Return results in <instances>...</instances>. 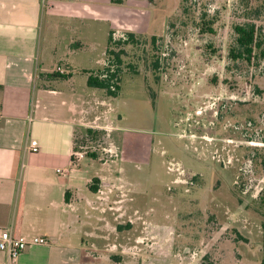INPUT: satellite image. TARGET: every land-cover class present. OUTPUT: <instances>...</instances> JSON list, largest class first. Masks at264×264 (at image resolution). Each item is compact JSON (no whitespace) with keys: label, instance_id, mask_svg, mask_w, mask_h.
Masks as SVG:
<instances>
[{"label":"rangeland","instance_id":"rangeland-1","mask_svg":"<svg viewBox=\"0 0 264 264\" xmlns=\"http://www.w3.org/2000/svg\"><path fill=\"white\" fill-rule=\"evenodd\" d=\"M149 11L114 28V40L139 41L111 47L125 52L117 97L89 88L84 72L110 61L107 25L63 21L73 48L61 53L79 55L74 69L63 57L50 69L77 74L67 85L80 113L76 163L101 177L92 219L114 225L99 229L109 238L99 253L111 264H201L207 254L264 264V58L230 56L237 25L264 34V1L155 0Z\"/></svg>","mask_w":264,"mask_h":264},{"label":"crops","instance_id":"crops-1","mask_svg":"<svg viewBox=\"0 0 264 264\" xmlns=\"http://www.w3.org/2000/svg\"><path fill=\"white\" fill-rule=\"evenodd\" d=\"M149 7L147 0H126L123 6L111 0H0V227L49 240L30 247L15 264L109 263L99 251L109 238L99 229L114 225L92 219L97 193L90 183L101 177H87L92 172L82 167L88 161L72 165L80 113L67 85L77 74L64 79L50 69L61 57L73 68L79 55L61 53L73 48L62 40L63 21L72 27L83 21L107 25L110 35L123 15L148 14ZM8 261L0 251V264Z\"/></svg>","mask_w":264,"mask_h":264},{"label":"trees","instance_id":"trees-1","mask_svg":"<svg viewBox=\"0 0 264 264\" xmlns=\"http://www.w3.org/2000/svg\"><path fill=\"white\" fill-rule=\"evenodd\" d=\"M70 1V0H63ZM151 4L155 0H147ZM264 1V0H263ZM114 6H123L126 0H111ZM187 10V9H186ZM185 10V11H186ZM204 18H202L203 20ZM205 23V22H204ZM205 29L209 33H213L212 24L205 23ZM235 44L230 51V56L234 61L245 62L249 65H255L261 59L264 58V34L258 24L253 22H247L245 24H240L235 27ZM114 31L110 32L108 39V50L107 54L109 56V62L104 69L97 72L87 71L84 72L88 75L87 86L89 88L99 89L105 91L109 96L117 97L119 91L121 90V74H122V55L125 53L123 50L116 52L112 49V46H127V45H137L139 43L137 34L128 32L121 40H114ZM156 38H154V41ZM114 44V45H112ZM60 78L67 79L68 76H61L60 74L54 75ZM91 136H96L97 131L89 129L86 132ZM258 149V148H257ZM264 152V148L259 149L257 152ZM76 151V148H75ZM259 152V153H260ZM91 157L96 158V154H92ZM264 169V161L260 163ZM100 180L95 178L93 184L90 186V190L93 193H98ZM260 205L264 208V190L259 195ZM201 264H218L210 255H206Z\"/></svg>","mask_w":264,"mask_h":264},{"label":"built area","instance_id":"built-area-1","mask_svg":"<svg viewBox=\"0 0 264 264\" xmlns=\"http://www.w3.org/2000/svg\"><path fill=\"white\" fill-rule=\"evenodd\" d=\"M61 73L63 71L59 69ZM33 152H38L39 148L34 146L32 148ZM83 159V156L78 153H74L72 159L73 167H77L76 162H80ZM61 174H64L63 171H59ZM49 240L44 237H35L28 239L25 237L15 236L12 231L0 227V251L8 255L9 261L7 264H15L19 257L26 252L30 247L36 245H48Z\"/></svg>","mask_w":264,"mask_h":264}]
</instances>
